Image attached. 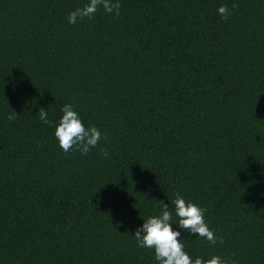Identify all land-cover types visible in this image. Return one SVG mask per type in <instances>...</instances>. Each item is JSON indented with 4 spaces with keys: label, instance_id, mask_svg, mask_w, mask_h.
I'll list each match as a JSON object with an SVG mask.
<instances>
[{
    "label": "trees",
    "instance_id": "trees-1",
    "mask_svg": "<svg viewBox=\"0 0 264 264\" xmlns=\"http://www.w3.org/2000/svg\"><path fill=\"white\" fill-rule=\"evenodd\" d=\"M87 2L0 0V264H158L134 233L160 201L193 260L264 264V0H118L69 24ZM65 104L107 136L87 155L59 147ZM177 192L223 244L178 227Z\"/></svg>",
    "mask_w": 264,
    "mask_h": 264
},
{
    "label": "clouds",
    "instance_id": "clouds-1",
    "mask_svg": "<svg viewBox=\"0 0 264 264\" xmlns=\"http://www.w3.org/2000/svg\"><path fill=\"white\" fill-rule=\"evenodd\" d=\"M231 7L236 8L237 5L234 3ZM101 8L105 13H114L115 16L119 17L121 4L118 0L117 2H113V0H88L82 7L70 12L67 21L74 25L78 20L92 19ZM218 13L224 20H227L232 14L226 5L220 6ZM61 112L63 115L56 125L54 135L64 153L67 154L75 150L81 155H87L93 148L98 147L101 139L107 140V136L102 135L96 126L85 127L71 104H65ZM38 116L43 123H49L46 109L41 108ZM16 118L15 112L8 116L10 121ZM100 155L108 158L107 148H101ZM157 204L160 205V214L143 220L142 226L135 230L134 239L138 247L153 250L154 258L158 264H233V262L218 255H213L209 259L198 257L193 260L184 250V242L179 239L181 232L173 230V213L169 210V205L163 201L157 202ZM172 204L175 215L178 217L176 224L180 229L206 239L211 245L224 243L223 238L216 236L206 223L204 219L206 209L186 201L179 192L175 194Z\"/></svg>",
    "mask_w": 264,
    "mask_h": 264
}]
</instances>
